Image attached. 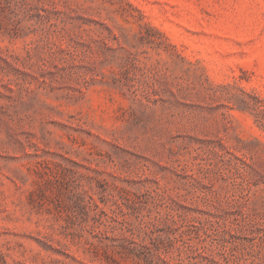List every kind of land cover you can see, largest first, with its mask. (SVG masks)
Returning <instances> with one entry per match:
<instances>
[{"label": "rangeland", "instance_id": "1", "mask_svg": "<svg viewBox=\"0 0 264 264\" xmlns=\"http://www.w3.org/2000/svg\"><path fill=\"white\" fill-rule=\"evenodd\" d=\"M0 264H264V0H0Z\"/></svg>", "mask_w": 264, "mask_h": 264}, {"label": "trees", "instance_id": "2", "mask_svg": "<svg viewBox=\"0 0 264 264\" xmlns=\"http://www.w3.org/2000/svg\"><path fill=\"white\" fill-rule=\"evenodd\" d=\"M135 247L134 248H128L127 250H128V252L127 253H133V252H135Z\"/></svg>", "mask_w": 264, "mask_h": 264}]
</instances>
